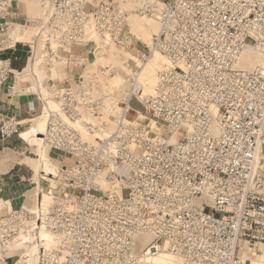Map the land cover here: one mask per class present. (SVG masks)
<instances>
[{"label":"built area","instance_id":"1","mask_svg":"<svg viewBox=\"0 0 264 264\" xmlns=\"http://www.w3.org/2000/svg\"><path fill=\"white\" fill-rule=\"evenodd\" d=\"M125 1L39 0L47 26L41 60L94 37L132 48ZM15 2L0 0V89L29 45L9 37ZM131 13H156L159 31L138 52L139 64L126 63L111 126L83 122L101 115L105 100L84 78L47 91L45 103L39 87L21 88L34 97L22 112L0 111L1 142L45 114L41 143L70 161L53 184L35 189L33 207L0 216V256L25 240L36 264H147L161 253L179 264H249L257 255L251 246H264V68L237 64L245 51L264 57V0H157ZM154 54L169 66L147 95L139 65ZM28 61L20 75L34 72ZM102 68L101 79L116 72ZM13 87L5 88L8 99ZM41 230L52 247L36 239Z\"/></svg>","mask_w":264,"mask_h":264},{"label":"rangeland","instance_id":"2","mask_svg":"<svg viewBox=\"0 0 264 264\" xmlns=\"http://www.w3.org/2000/svg\"><path fill=\"white\" fill-rule=\"evenodd\" d=\"M18 1L20 2H15L16 4H14V7L18 9L19 17L17 19L16 25H14L11 30L15 29L19 34L16 32L14 35H11V39L12 41H17L29 45L25 46L24 48H20L18 56L21 57V61L14 63L12 69L15 71H21L26 67L28 58H30V60L28 61V66L31 65L29 66V69L33 66L34 72H31V74H29L27 69L25 73L21 75L18 86L17 88L13 87V91H11L12 94H10L9 99L12 102H21L34 98L22 95L20 92L21 88L23 89L29 88L31 86H36L39 87L41 90L43 88L46 92H50L55 89V87L57 88L65 85H77L80 81V78H84L85 82L92 83L98 88L99 92L104 97L109 98H107L101 115H99L96 119H93V123L96 125L105 123L107 124V126H111L109 116H112L115 113L114 105L112 103L113 96L114 94L118 95L121 93V90L124 88L125 75H128L127 71H125L124 69L125 64L127 63L128 65L133 67L131 60L134 61L136 64H139V53H145L147 51L146 48H150L152 37L159 30V23L157 20H155V18H157L156 13H150L148 15L141 13L132 14L131 11L143 8L145 5L153 6V4L156 3L157 0H126L124 3L121 4L122 9L125 10V12L129 16L127 24L130 33L133 36L132 48L122 49L114 46L111 43L107 45L106 42L108 41L104 40H108V38L102 39L100 37H94L93 43L84 44L82 46H75L72 47L70 50H66L65 52L57 50V52H55V57L52 61H50L48 58H46V60H41V56L44 53L43 51L45 48V39L43 38L44 36L42 35V33H44L47 29V26L45 25V9L40 4V2H38L39 0ZM158 1L161 2L160 0ZM90 2L91 4L96 5L98 0H90ZM149 15L151 19H153L150 20V25H148V22L145 18V16ZM133 19L139 21V24L145 23L148 27H150L147 29L149 38L144 39L142 36H139L138 27H133L130 24ZM27 21L30 23H28ZM28 46L31 48H29ZM97 49L101 50L99 54L96 53ZM253 56H255V61H261L262 66L264 68V59H262L256 53H253ZM152 60L154 61V59ZM109 64L112 65L116 72L110 77L101 79L99 76V72L103 69L102 67H105ZM141 65H139V67ZM40 80L41 83L39 82ZM13 81L14 78L11 76L7 83L2 85L1 88H6L7 86H15L13 85ZM29 91L35 92L34 89H29L28 92ZM40 98L45 103V99H47L46 93L42 92ZM48 104L51 108H56V103L48 102ZM131 107L134 109H139L138 105L135 102H132ZM39 114L40 107L39 110L35 112L34 117ZM33 120L25 122V124L28 123L26 124V126H28ZM41 120L36 119L33 124H31V126L37 123L38 121L40 122ZM24 129L22 127L20 129V132L21 137L25 140V142L19 139L18 137L11 138L12 144L4 151V154H2V159L8 162L9 167L12 168L11 174L14 175L11 178L10 183L16 185L14 186L15 188L20 187V192L18 196L20 197L19 199L21 200V204L18 207H14L13 209H18L20 206L33 207L35 202V189H38L44 184H47L39 177L37 182L33 181V179L37 175V172L39 171V169L37 170V166L41 168V164L43 162H48L43 160L41 162L38 156V145L37 143H35V139L33 140L31 137L26 138L25 136H23L22 131ZM26 144L29 145L27 146ZM47 154L49 155L50 159L56 163L58 168H60L64 164L70 163L69 160L63 159L58 155L52 154L51 152H49V150L47 151ZM31 162L35 163V169L37 172L35 171L33 173L30 170L29 164ZM48 182L50 184H53V182ZM11 195L12 196L10 198L13 197V194ZM10 205L11 203L9 202H6L4 205V203L0 201V210L6 206H8V209H10ZM2 212L3 211L1 210L0 214H2ZM48 244L51 243L46 242L45 246H47ZM251 248L257 252V255L252 254V257L255 256V259L250 258L249 264H262V260L264 259V246L253 245L251 246ZM12 252L13 251L4 255V257L0 256V264H25L22 259L19 258L21 257V253L24 252L23 250L18 249L17 251L13 253Z\"/></svg>","mask_w":264,"mask_h":264},{"label":"bare ground","instance_id":"3","mask_svg":"<svg viewBox=\"0 0 264 264\" xmlns=\"http://www.w3.org/2000/svg\"><path fill=\"white\" fill-rule=\"evenodd\" d=\"M145 18H146V20L148 22V25H150L151 24L150 20H153V19H151L150 15L149 16H145ZM155 20L158 21L159 19L155 18ZM130 24L133 27H136V26L138 27V31H139V36L140 37L142 36L144 39L149 38V34H148L147 29L150 28V27H148L147 24H145V23L139 24V21H137L135 19H133ZM16 32H17V30H15V29L11 30L10 34H9V37L11 38V35H14ZM102 39H106V38H102ZM104 41H108V40L106 39ZM106 44L109 45L110 43L106 42ZM151 44H152V40H151ZM100 51L101 50L97 49L96 53L99 54ZM253 53H255V52H253V51H245L242 54V56L240 57L239 61H238L237 68H241V69H245V70H251V69H254V68H257V67L263 68L262 63H261L260 60H256V61L254 60L255 56H253ZM256 54L259 55L262 59H264L263 55H260L258 53H256ZM152 59H154V61ZM166 66H169L168 60L166 58L162 57L159 54H154V56H152L150 60L146 61L143 65L140 66L141 71H140L139 81H140V84H141V86L143 88L144 94L152 95V94L155 93V91L157 89V76H158V73L161 72ZM124 69H125V71H127L128 75H129L130 74V70H129L128 67H126V64L124 66ZM42 90H44V89L42 88ZM29 92H32V91H29ZM107 98L108 97H105V100L103 101V108L105 106ZM112 103H114V102H112ZM48 106H49V104H48ZM56 107H57V105H56ZM51 109H55V108L52 107ZM95 118H97V117H95ZM37 119H40V120L42 119V120L40 122L38 121L34 125L28 127L24 131H22V135L25 136L26 138L27 137H31L33 140L35 139V141H36L35 143H37V145H38L37 146L38 156H39V158H40V160L42 162V160L44 158L43 157L44 156V151L47 150V148L44 146V144L41 143V136L44 133L45 126H46L45 114H42L41 116L39 115V117ZM83 122L84 123L85 122L86 123L87 122L93 123L94 121H93V119H91V120L89 119V120H84ZM77 128H78V131L80 133L83 134V132H85V125L80 124V125L77 126ZM19 138L22 141L25 142V140L20 135V131H19ZM173 141H174V139L171 140V142H173ZM57 168L58 167H55L52 164L43 162L41 164V168H39V171L37 172V175L33 179V181L37 182L38 177H39L41 180H44L46 182L50 181V182L54 183V180L51 177L54 175V173L57 170ZM45 203L46 202H45V199H44L43 204H45ZM36 239L39 240L41 245H43L45 248H50L54 244V241H53L52 237L47 232H44L42 230L38 233ZM46 242H49L51 244H48L47 246H45ZM26 243L27 242L25 240H23V242L17 243L13 247V249L14 250L21 249V250L24 251L23 253H21V255H20L21 257H19V258L22 259V261L25 264H36V258H37L36 257V250L34 251V249H35L34 246L24 245ZM147 264H179V262L172 255H170L168 253H161L159 255L151 257L147 261Z\"/></svg>","mask_w":264,"mask_h":264},{"label":"crops","instance_id":"4","mask_svg":"<svg viewBox=\"0 0 264 264\" xmlns=\"http://www.w3.org/2000/svg\"><path fill=\"white\" fill-rule=\"evenodd\" d=\"M160 1L165 2L167 0H160ZM19 43H21V42H19ZM29 66H31V65H29ZM27 69L28 68H26L25 71ZM12 73L14 74V80H15V86H14V88H17L18 83L20 81L21 75H20V73L18 71H15V70H13ZM39 82L41 83V80ZM33 87L35 88V86H33ZM27 90H29V89H26V91ZM42 92H45L46 93V91H44V90H42ZM21 103H24V101H21V102H17V101L12 102V101H10L7 98L6 89L5 88H1L0 89V111L1 112H4V113L5 112L21 113L22 110H23V108H24V106L21 105ZM37 118H35L33 121H31V123L28 126H26V124H25L23 126V129L24 128L27 129L28 127H30L31 124H33V122ZM20 135H21V132H20ZM11 144H12L11 140H8V141H5V142H1L0 141V201L3 202L4 205H5L6 202H9V203H11V205H10L11 208H14V207H18L21 204V200L19 199L20 197L18 196V194L20 192L19 191L20 190V187L15 188L14 186H16V185L10 183L11 178L14 176V175L11 174L12 168L9 167L8 162L6 160H3L2 159V154H4V151ZM26 145L28 146L29 144H26ZM47 151L48 150H45L44 151L43 161L46 160L49 164H52L53 166L57 167L56 163L53 162L50 159L49 155L47 154ZM29 166H30V170L34 173L36 171V169H35L36 168L35 163L34 162H31L29 164ZM38 169H39V167L37 166V170ZM14 189H15V192H14ZM11 194H13V197L12 198H10L12 196ZM7 208H8V206H6V207H4V208L1 209L3 212H2V214H0V216L4 214V212L6 211Z\"/></svg>","mask_w":264,"mask_h":264}]
</instances>
